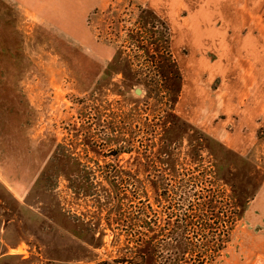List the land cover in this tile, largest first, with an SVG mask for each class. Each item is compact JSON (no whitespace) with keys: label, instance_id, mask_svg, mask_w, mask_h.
I'll return each mask as SVG.
<instances>
[{"label":"rangeland","instance_id":"obj_1","mask_svg":"<svg viewBox=\"0 0 264 264\" xmlns=\"http://www.w3.org/2000/svg\"><path fill=\"white\" fill-rule=\"evenodd\" d=\"M206 1L0 0V264L264 256V0ZM193 10L257 29L191 55Z\"/></svg>","mask_w":264,"mask_h":264},{"label":"crops","instance_id":"obj_2","mask_svg":"<svg viewBox=\"0 0 264 264\" xmlns=\"http://www.w3.org/2000/svg\"><path fill=\"white\" fill-rule=\"evenodd\" d=\"M16 6L20 7H31V4H27V0H13ZM40 1V0H39ZM224 0H207L205 4L201 5L206 8H224L226 2ZM241 0H237L238 7H242L240 4ZM248 0H245V7H247ZM178 0H169L170 6L177 4ZM228 4V3H227ZM229 8L235 9L231 3ZM168 5V0H167ZM229 5V4H228ZM194 8L199 6L191 2L189 5ZM228 7V6H227ZM221 11L203 10L199 15L196 11H192L187 20L177 23L173 22L171 27L174 33L179 34L187 44L191 55H197L200 49H221L223 46V40L237 39L242 31L246 30V33H252L257 29L255 26L254 18L250 15H243L239 18L230 17L221 14ZM253 19V20H252ZM226 53V52H224ZM233 68V67H231ZM250 264H264V256L261 259H253Z\"/></svg>","mask_w":264,"mask_h":264},{"label":"trees","instance_id":"obj_3","mask_svg":"<svg viewBox=\"0 0 264 264\" xmlns=\"http://www.w3.org/2000/svg\"><path fill=\"white\" fill-rule=\"evenodd\" d=\"M149 245V244H148ZM148 245H144L141 251L135 255L133 259H144V264H150L148 259H151V253Z\"/></svg>","mask_w":264,"mask_h":264}]
</instances>
